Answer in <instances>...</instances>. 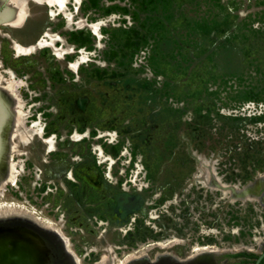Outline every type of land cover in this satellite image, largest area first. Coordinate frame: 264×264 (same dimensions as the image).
<instances>
[{"label": "rangeland", "instance_id": "374dc122", "mask_svg": "<svg viewBox=\"0 0 264 264\" xmlns=\"http://www.w3.org/2000/svg\"><path fill=\"white\" fill-rule=\"evenodd\" d=\"M10 1L0 74L34 136L17 143L0 207L50 221L81 264L141 247L127 264H177L150 247L174 239L179 258L213 247L185 264H253L239 253L264 249V0H23L26 22L7 29ZM10 106L0 97L4 135ZM0 264L70 263L12 220Z\"/></svg>", "mask_w": 264, "mask_h": 264}, {"label": "bare ground", "instance_id": "6f19581e", "mask_svg": "<svg viewBox=\"0 0 264 264\" xmlns=\"http://www.w3.org/2000/svg\"><path fill=\"white\" fill-rule=\"evenodd\" d=\"M6 0H0V5ZM33 2L39 4H45L50 7L55 6L59 11L66 10V3L68 0H32ZM75 3V10H77L79 4L82 0H73ZM6 10L12 11V15L5 19L2 23L7 29L9 28H19L24 25L27 20V10L23 0H11L7 6L5 7ZM94 35L98 32V26L93 28ZM54 41V40H53ZM37 46V45H36ZM39 46V45H38ZM32 48V47H31ZM79 62H76L78 64ZM74 65V64H73ZM2 64H0V68ZM3 79L0 74V97L4 98L8 103L11 104L10 112L11 118L9 120V132L4 135V132H0V139L3 138L6 143L5 153L2 155L0 160V186H5L6 184L16 185L17 177H18V170L17 167L14 165L13 157L19 151L17 143L21 144L22 146H27L30 139H33L34 134L23 126V117L25 115L23 103L19 100L17 91L19 84L16 82H6L5 84L2 83ZM108 138H105L108 143L112 140V134H109ZM98 135L96 136V138ZM19 153V152H18ZM246 195V194H245ZM1 197V194H0ZM1 201V200H0ZM12 220H20L25 222L26 224L35 225L38 229L42 230L43 232H47L52 235L54 240L58 242L62 252L66 260L70 264H81L79 261V257L74 254V252L70 249L69 242L59 230V228L55 227L50 221L43 222L39 221L37 217L34 215L25 212L19 211L9 206L0 207V222H8ZM179 243L178 240H168L164 243L162 242H155L151 246L158 247L163 252L159 255H164L168 257L173 263L177 264H185L192 262L196 257H204L207 254L212 252V246H198L193 247V249L186 255L184 258L176 257L170 254L167 250L172 244ZM147 249L146 247H141L138 251H134L132 253H125L122 258H116V261H109L106 256H103L100 264H127L128 262L132 261L136 258H141L146 256ZM225 253V252H224ZM158 255V256H159ZM224 262V261H223ZM134 263V262H133Z\"/></svg>", "mask_w": 264, "mask_h": 264}, {"label": "trees", "instance_id": "16d2710c", "mask_svg": "<svg viewBox=\"0 0 264 264\" xmlns=\"http://www.w3.org/2000/svg\"><path fill=\"white\" fill-rule=\"evenodd\" d=\"M254 141H257V138ZM252 142H253V140H252ZM252 165H254V164L252 163ZM239 254L240 255H243V256H246L248 258H253V259H255L256 256H257V254L245 253V252H240ZM258 264H264V256L260 259V261L258 262Z\"/></svg>", "mask_w": 264, "mask_h": 264}, {"label": "water", "instance_id": "95a60500", "mask_svg": "<svg viewBox=\"0 0 264 264\" xmlns=\"http://www.w3.org/2000/svg\"><path fill=\"white\" fill-rule=\"evenodd\" d=\"M264 256V249L259 252V254H257L256 258L253 261V264H258V262L260 261V259Z\"/></svg>", "mask_w": 264, "mask_h": 264}]
</instances>
